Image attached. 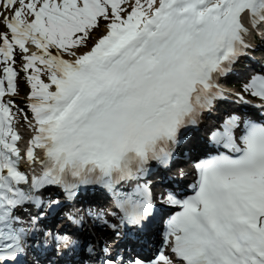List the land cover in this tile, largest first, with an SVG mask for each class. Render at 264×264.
I'll use <instances>...</instances> for the list:
<instances>
[{
    "label": "snow or ice",
    "instance_id": "snow-or-ice-1",
    "mask_svg": "<svg viewBox=\"0 0 264 264\" xmlns=\"http://www.w3.org/2000/svg\"><path fill=\"white\" fill-rule=\"evenodd\" d=\"M258 51L264 0H0V264H264Z\"/></svg>",
    "mask_w": 264,
    "mask_h": 264
},
{
    "label": "bare ground",
    "instance_id": "bare-ground-1",
    "mask_svg": "<svg viewBox=\"0 0 264 264\" xmlns=\"http://www.w3.org/2000/svg\"><path fill=\"white\" fill-rule=\"evenodd\" d=\"M186 167V166H185Z\"/></svg>",
    "mask_w": 264,
    "mask_h": 264
}]
</instances>
